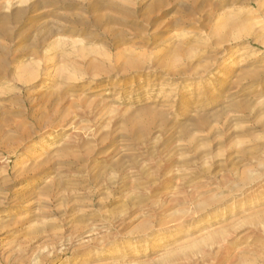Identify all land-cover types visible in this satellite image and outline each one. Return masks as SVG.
I'll list each match as a JSON object with an SVG mask.
<instances>
[{"label":"rangeland","instance_id":"rangeland-1","mask_svg":"<svg viewBox=\"0 0 264 264\" xmlns=\"http://www.w3.org/2000/svg\"><path fill=\"white\" fill-rule=\"evenodd\" d=\"M0 264H264V0H0Z\"/></svg>","mask_w":264,"mask_h":264},{"label":"bare ground","instance_id":"bare-ground-1","mask_svg":"<svg viewBox=\"0 0 264 264\" xmlns=\"http://www.w3.org/2000/svg\"><path fill=\"white\" fill-rule=\"evenodd\" d=\"M219 28L221 29V26H220ZM219 28H217L218 31H219ZM27 74H28V73H27ZM29 74H30V76L32 75L31 72H29ZM29 74H28V75H29ZM24 75H25V77L28 76V75H26V73H24ZM30 76H29V77H30ZM23 77H24V76H23ZM31 77H32V76H31Z\"/></svg>","mask_w":264,"mask_h":264}]
</instances>
